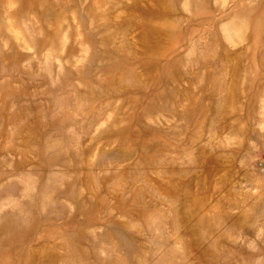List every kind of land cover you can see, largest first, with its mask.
I'll return each instance as SVG.
<instances>
[{
  "label": "rangeland",
  "instance_id": "obj_1",
  "mask_svg": "<svg viewBox=\"0 0 264 264\" xmlns=\"http://www.w3.org/2000/svg\"><path fill=\"white\" fill-rule=\"evenodd\" d=\"M0 264H264V0H0Z\"/></svg>",
  "mask_w": 264,
  "mask_h": 264
},
{
  "label": "bare ground",
  "instance_id": "obj_2",
  "mask_svg": "<svg viewBox=\"0 0 264 264\" xmlns=\"http://www.w3.org/2000/svg\"><path fill=\"white\" fill-rule=\"evenodd\" d=\"M230 188V187H229ZM177 202V201H176Z\"/></svg>",
  "mask_w": 264,
  "mask_h": 264
}]
</instances>
